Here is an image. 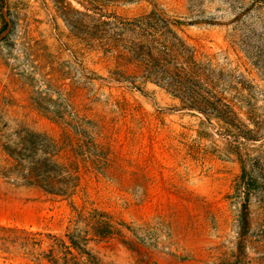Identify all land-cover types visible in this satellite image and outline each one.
<instances>
[{
  "label": "rangeland",
  "instance_id": "1",
  "mask_svg": "<svg viewBox=\"0 0 264 264\" xmlns=\"http://www.w3.org/2000/svg\"><path fill=\"white\" fill-rule=\"evenodd\" d=\"M0 6V264H264V0ZM148 16L195 50L235 107V138L153 83L113 80L111 55L136 33L121 26ZM63 122L90 130L71 147L87 190L75 203L6 173V145L25 131L61 138ZM244 166L258 180L249 201ZM84 199L112 237H93Z\"/></svg>",
  "mask_w": 264,
  "mask_h": 264
},
{
  "label": "trees",
  "instance_id": "2",
  "mask_svg": "<svg viewBox=\"0 0 264 264\" xmlns=\"http://www.w3.org/2000/svg\"><path fill=\"white\" fill-rule=\"evenodd\" d=\"M4 19L3 8L0 6ZM148 17L136 20H125L123 30L130 28L136 31L131 47L120 51L110 61L115 60L116 67L112 72L117 83H128L129 87L141 90L137 82H150L166 90L180 103V110L203 116L210 124L223 125L228 136L236 137L238 115L235 107L225 100L223 93L215 87L211 75L207 74L196 52L179 36L177 25L169 19L162 26L144 22ZM150 21V20H149ZM122 25V24H121ZM0 27V35L6 29ZM210 72V71H209ZM63 135L55 138L25 131L11 145L3 149L7 157L9 177H14L24 185L38 186L46 193L72 202L84 195L82 187V168L80 161L72 150L74 141L90 133L84 129V123L72 124L63 122ZM104 130L103 125L100 126ZM237 135V134H236ZM247 167H243L241 182L246 200L249 201V189L257 183V178L246 177ZM82 214H87V226L94 238H108L114 235L115 226L105 218L106 213L96 209L84 199L80 206ZM106 219V220H104ZM245 226L248 229V215H245ZM88 233V230L87 232ZM72 244L77 245L71 237Z\"/></svg>",
  "mask_w": 264,
  "mask_h": 264
}]
</instances>
